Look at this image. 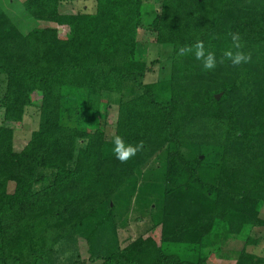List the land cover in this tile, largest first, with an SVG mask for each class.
Segmentation results:
<instances>
[{
    "label": "trees",
    "instance_id": "1",
    "mask_svg": "<svg viewBox=\"0 0 264 264\" xmlns=\"http://www.w3.org/2000/svg\"><path fill=\"white\" fill-rule=\"evenodd\" d=\"M75 1L22 2L29 20L66 36L24 31L0 6V264H264L225 250L227 239L257 244L251 232L264 227V0H94L61 13ZM139 29L171 48L156 80ZM227 51L250 60L234 65ZM113 97V138L142 145L126 162L95 126ZM31 107L38 126L18 151L12 124ZM134 210L161 227L159 241L120 243Z\"/></svg>",
    "mask_w": 264,
    "mask_h": 264
},
{
    "label": "rangeland",
    "instance_id": "2",
    "mask_svg": "<svg viewBox=\"0 0 264 264\" xmlns=\"http://www.w3.org/2000/svg\"><path fill=\"white\" fill-rule=\"evenodd\" d=\"M24 0H0V6L2 8H6L8 13L12 16L14 22L24 31L27 29L35 28V27H44L47 25L56 26L59 30L60 35L66 36L69 32V28L66 26H57L55 24H49L42 21L29 20L28 17L25 16L22 2ZM147 3L152 4L155 8H159V0H145ZM85 5L89 8L88 10L93 11L94 9V0H78L73 3H64L60 7L61 13H76L83 9H85ZM137 39L141 47L145 50V58L148 62L158 59L160 61L159 64H154V70L150 72L146 80L152 81L156 80L159 76L164 73L162 70L168 66L167 61L169 59V55L171 52V48L169 46H161L156 42V33L154 31L139 29L137 34ZM163 67V69H162ZM168 68V67H167ZM166 71V70H165ZM3 80L0 78V90L3 88ZM118 114V103L116 99L113 97L110 100V104L103 105L97 119L96 125L100 127L105 134L107 139H112L115 132V124L117 120ZM38 126V114L37 109L35 107H31L27 110L24 119L19 124H12L14 128V148L16 150H21L26 143L28 142L31 132L35 130ZM12 189V188H11ZM140 208L138 205L137 209ZM143 208V207H142ZM140 210H134V212L130 216L129 223L126 227L119 229V240L120 243L127 244L129 241L135 239L139 235L151 236L156 241L160 240V230L161 227L158 225L154 229L152 227V220L148 216H144V213ZM261 218L264 219V205L260 211ZM140 219V220H138ZM252 236L258 239V243L255 245L246 246L242 241L238 240H226V251H239L245 248L246 252L249 254H254L259 258H264V227H255L252 232ZM86 250L85 241L80 242V252L84 255V251ZM87 258V257H85ZM65 255L58 259L57 264H69L70 262L66 260ZM210 264H235L234 259L227 258H219L218 256H214L211 258ZM40 264H45L41 262ZM262 264V263H255Z\"/></svg>",
    "mask_w": 264,
    "mask_h": 264
},
{
    "label": "clouds",
    "instance_id": "3",
    "mask_svg": "<svg viewBox=\"0 0 264 264\" xmlns=\"http://www.w3.org/2000/svg\"><path fill=\"white\" fill-rule=\"evenodd\" d=\"M241 37L238 33L232 34V40L235 43L237 48L240 47ZM193 51L192 47L180 48L179 54L186 55ZM225 56L231 60L234 65H239L242 63H246L250 60V56L243 54L242 52H237L233 54L232 51L225 52ZM195 57L197 60H201L203 63V68L206 70H214L217 66V58L214 53L206 51L203 42H197L195 44ZM114 143V151L116 154V158L119 159L121 162H126L131 157L135 156L136 153L142 148L141 144L138 145H131L125 142V140L116 135L113 138Z\"/></svg>",
    "mask_w": 264,
    "mask_h": 264
},
{
    "label": "water",
    "instance_id": "4",
    "mask_svg": "<svg viewBox=\"0 0 264 264\" xmlns=\"http://www.w3.org/2000/svg\"><path fill=\"white\" fill-rule=\"evenodd\" d=\"M221 95H222L221 93L215 95L216 99H219V98L221 97ZM201 157H202V156H201Z\"/></svg>",
    "mask_w": 264,
    "mask_h": 264
}]
</instances>
